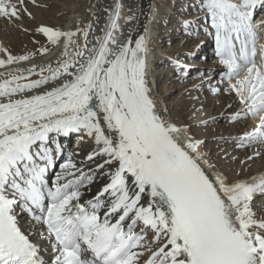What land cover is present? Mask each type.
Returning a JSON list of instances; mask_svg holds the SVG:
<instances>
[{
	"label": "snow or ice",
	"instance_id": "6c2138e0",
	"mask_svg": "<svg viewBox=\"0 0 264 264\" xmlns=\"http://www.w3.org/2000/svg\"><path fill=\"white\" fill-rule=\"evenodd\" d=\"M29 6L47 5L0 0V19L28 32ZM191 6L214 38L224 91L242 106L225 119L259 117L237 146L264 144V0ZM119 9H106L98 36L91 23L37 24L60 50L46 64L23 66L48 47L13 55L0 45V264H264V171L212 174L204 141L157 110L145 37L116 38ZM72 133L92 143L95 168L65 158L58 138Z\"/></svg>",
	"mask_w": 264,
	"mask_h": 264
},
{
	"label": "bare ground",
	"instance_id": "6f19581e",
	"mask_svg": "<svg viewBox=\"0 0 264 264\" xmlns=\"http://www.w3.org/2000/svg\"><path fill=\"white\" fill-rule=\"evenodd\" d=\"M58 1L60 2L64 1L67 3L65 9V11H67V20L64 23L63 30L65 31L70 30L77 23H79L81 27H84L89 23H91L95 30L94 35L96 36L101 34L99 32V29L103 28L107 22L108 12L106 11V9L113 10L116 4L118 3L120 5V9H119L120 19L118 20L119 30L115 32L116 38L120 41H126L129 38H138L141 35L145 37L149 45V51L146 54V60L148 65L147 82L151 90V95L156 102L157 110L165 114L167 118H170L171 122L175 123L176 126L181 129L182 136L184 137L190 136L193 139L204 141V143L201 145L199 150L206 153V158L209 160L211 164L215 165V169L212 174H214L215 171H221L223 173H226L229 177H235L239 173L240 174L239 178H248L251 176H257L260 174L261 171H264V144H251V145H246L244 147H238L237 142L235 143L233 141V145L237 149L236 152L239 155L238 161H243L242 167L238 171L232 169L231 158H225L228 166L225 163H224L226 165L225 167L216 164V162H214L212 158V155L209 154L206 149L207 148L205 143L207 137V135H205L206 133L193 134L190 126L187 125L188 122H186L181 118L180 121L174 119V117L171 118L168 113V108H167L168 104L166 105L167 99L162 94H160L159 96L163 98L159 97L154 93L157 83L161 78L160 71L169 72V73L173 70L181 71L180 69L177 68L175 61L172 59H175L176 61L178 60L182 61L181 66L184 68L187 74L188 71L191 72L190 71L191 68H189L190 65L203 66L207 68L205 70L206 71L205 78H207L205 80L206 85L204 84L205 87H210L211 85V87L214 88H218V89L222 88L220 84L222 83L220 73L224 71V68L222 67L220 68L219 64L211 58L210 53L208 54L209 56L207 60L205 61L198 60V58L205 55L204 49L205 48L207 49L209 47L208 38L210 36L205 31L204 28L205 21L203 18V14L201 12L193 10V15L191 18H194V20L190 28L192 32L191 33L188 32L187 35V36H192L193 34L197 35V44L195 45V47H198V49L196 50V54L198 57H194L193 61L187 62L186 58H184L183 55L181 54V51L185 50V48L180 47L179 49L173 50L172 52L166 55L165 53H162L157 46V41L159 37L158 36L159 34H157V29L158 28L160 29V25H158L155 21L160 17L167 18V16L171 11L170 6L168 4L170 0H58ZM182 1H185L184 4L188 3L187 0H182ZM195 2L196 0H192L191 2L189 1V4L192 5ZM127 17H131V19L126 20L125 18ZM263 17H264V9L259 11V15L257 18L259 20L262 19ZM0 20L2 21V22L0 21L2 23V25H0V40L5 41L3 42L4 44L1 43V45L6 46L13 55H16V53L20 50L24 52L28 51V47L30 46V44L28 40L29 38L27 37L28 36L27 33L25 32L24 35L22 36L20 33L15 31L16 29L19 28H17L14 25L8 24L6 21L2 19ZM57 21L60 22V19H57ZM61 27L62 24L58 28L60 29ZM91 38L92 37H90V39ZM200 45L201 47H199ZM59 51L60 50L58 48L53 46L52 49H50L47 54H44L42 56H37L23 66L26 67L29 64H37V65L46 64L49 61H54ZM164 56L165 58H163ZM159 62L162 63L171 62L170 65L175 68H168V66L167 67L164 66L157 69ZM0 71H3V69H0ZM197 72H199V70ZM174 80L175 78H172L167 84L165 83L162 87L163 90L162 92L168 89V85L172 87L176 86ZM225 82H223L225 85L223 87L222 94H219L216 97H214L213 103H214V107H217L218 105H226V107H229L230 109L228 111H222L221 113L213 112L211 114V115L221 114L218 116L220 118L231 116L233 113L237 112L241 106L240 105L239 107H235V105H232L233 96L232 93H228L224 91V89L227 87V82L226 83ZM187 85L193 87L195 84L189 83ZM195 86L198 87L197 84ZM199 87L202 88L201 83ZM193 103L194 105H192L193 109H191L192 110L191 112H194V114L204 110L203 109L204 101L197 99ZM185 109L187 108H184V110ZM198 120L200 119L192 117V120L190 121L192 122ZM207 123L211 124L213 122L207 120ZM256 123L257 122L255 120V117L254 118L248 117L247 120H240L238 122H234L232 125H228L227 127V129L229 130L228 134L223 133V131H221L220 133L217 132L216 141L222 142L221 138L225 137V135L233 136L235 140H238L239 136L242 135L244 131L251 130L252 126H254ZM73 134L74 133L70 134L69 137L67 138H63V137L58 138L60 143L63 145V152L65 158L69 155L67 148L70 147V145L72 144L71 142L73 139ZM78 143L79 144L76 146V149L74 148L72 150L71 153L72 159L77 163L78 166L85 167V171H87L88 168H95L96 167L95 163H90L86 160L87 153L92 150L93 147L92 143L90 141H80ZM256 153H259V155H256ZM249 157H252V159H249ZM81 161H84L83 165L80 164ZM62 162L63 161H59L58 164ZM101 186L102 185L100 183L92 185L91 193L86 194L84 199H90L91 196L95 194Z\"/></svg>",
	"mask_w": 264,
	"mask_h": 264
},
{
	"label": "rangeland",
	"instance_id": "374dc122",
	"mask_svg": "<svg viewBox=\"0 0 264 264\" xmlns=\"http://www.w3.org/2000/svg\"><path fill=\"white\" fill-rule=\"evenodd\" d=\"M189 1L191 2L192 0H187L188 3L184 4L185 1L182 0H170L168 4L170 6L171 11L167 16V18L160 17L155 21L158 25H160V29L159 28L157 29V34H159L157 46L159 50L167 55L173 50L183 47L185 48V50H182L181 54L183 55L184 58H186L187 62L193 61L194 57H198L196 54V50L198 49V47H195V45L197 44V35L193 34L192 36H187L188 32L190 33L192 32L190 29L191 27L186 31L182 23L184 20H190V21L194 20V18H191L193 15V9L191 4H189ZM38 3L47 6L40 8H33L32 6H29V10L33 12L35 19L34 20L29 19L28 17H24L23 19L24 27L29 29V31L26 32L30 44V46L28 47V51H34L36 49L41 48L42 46L48 47L49 49H52L53 47L52 45H49L46 38H44L41 35H37L33 31H31L32 29H34V27L37 24H45V25L53 26L55 28H58L62 24V27L60 29L63 30L64 23L67 20V11H65L67 6L66 2L64 1L60 2L58 0H38ZM57 19H60V22H58ZM1 22L0 25H2ZM15 31L20 33L22 36L25 33L22 32L20 29H16ZM3 42L5 41L0 40V45ZM201 45L199 47H201ZM207 51L208 49L205 48L204 52L206 53H204L205 54L204 56L198 58L199 61L200 60L205 61L208 59L209 55L207 54ZM22 53H24V51L20 50L16 53V55H20ZM37 56H42V55L37 53L35 54L34 58ZM163 58H165V56ZM172 60L177 62L175 59ZM178 62L180 64L182 63V61L180 60H178ZM170 64L171 62L170 63L159 62L157 69L164 66L166 67L168 66V68H175ZM189 68H191L190 69L191 72L187 70L188 71L187 76L183 74V71H179V70H173L170 73L160 71L161 78L157 83L154 93L158 96L162 94L167 99L166 105L168 104L167 105L168 113L171 118L174 117V119L178 121H180L181 118L186 122H188L187 125L190 126L193 134L206 133L205 134L207 135L205 142L207 146L206 149L208 153L212 155V158L214 162H216V164L223 167H225L226 165L228 166L225 158H231L232 169L238 171L242 167L243 161H238L239 155L236 152L237 149L233 145V141L236 143L237 140H235L233 136L225 135V137L221 138L222 142L216 141L217 132L220 133L221 131H223V133L228 134L229 130L227 129V127L228 125H232L234 122H230L229 120L225 119V117L224 118L218 117L221 114L211 115L213 112L221 113L222 111H228L230 109L229 107H226V105H218L217 107H214V103H213L214 97H216L219 94H222L223 87L225 84L220 83L222 88H220L219 91L217 92H213L210 90V87H205L206 85L205 80L207 79L205 78L206 75L205 70L207 68L203 66H194V65H190ZM198 70L199 72H197ZM171 77L175 78L174 83L176 84V86L172 87L168 85V89L162 92L163 85L165 83L167 84L172 79ZM189 83L195 85L197 84L198 87L195 85L191 87L190 85H187ZM200 83L202 84L203 89L199 87ZM232 96H233L232 105H235V107H239L240 106L239 100L234 96L233 93ZM197 99L204 101V106H203L204 110L194 114V112H191L192 111L191 109H193L192 108V105H194L193 102H195ZM241 107L242 106H240V108ZM184 108L187 109L184 110ZM192 117L200 120L191 122L190 120H192ZM207 120L212 121L213 123L211 124L202 123L203 121H207ZM77 135L78 134L76 133L73 134V139L71 142L72 144L70 145V147L67 148L69 154L72 153V150L74 148L76 149V146L79 144L78 142H80L78 140Z\"/></svg>",
	"mask_w": 264,
	"mask_h": 264
}]
</instances>
